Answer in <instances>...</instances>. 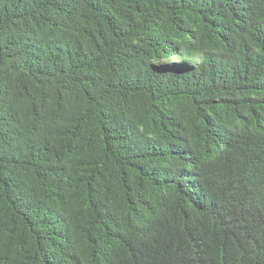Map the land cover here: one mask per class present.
<instances>
[{"label":"trees","instance_id":"16d2710c","mask_svg":"<svg viewBox=\"0 0 264 264\" xmlns=\"http://www.w3.org/2000/svg\"><path fill=\"white\" fill-rule=\"evenodd\" d=\"M0 264H264V0H0Z\"/></svg>","mask_w":264,"mask_h":264}]
</instances>
